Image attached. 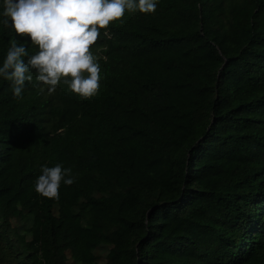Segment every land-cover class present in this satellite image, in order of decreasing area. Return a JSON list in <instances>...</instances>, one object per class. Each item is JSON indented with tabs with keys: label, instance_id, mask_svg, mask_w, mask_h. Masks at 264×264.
<instances>
[{
	"label": "trees",
	"instance_id": "trees-1",
	"mask_svg": "<svg viewBox=\"0 0 264 264\" xmlns=\"http://www.w3.org/2000/svg\"><path fill=\"white\" fill-rule=\"evenodd\" d=\"M100 31L94 96L0 78V264H264V0ZM56 163L75 180L41 196Z\"/></svg>",
	"mask_w": 264,
	"mask_h": 264
},
{
	"label": "clouds",
	"instance_id": "clouds-1",
	"mask_svg": "<svg viewBox=\"0 0 264 264\" xmlns=\"http://www.w3.org/2000/svg\"><path fill=\"white\" fill-rule=\"evenodd\" d=\"M157 6L158 0H0V24L15 33L0 60V78L10 82L17 98L33 80L49 92L62 81L82 98L94 96L101 75L90 49L100 30L126 11L152 14ZM74 180L71 168L61 163L42 165L34 187L39 195L56 198L61 183Z\"/></svg>",
	"mask_w": 264,
	"mask_h": 264
}]
</instances>
